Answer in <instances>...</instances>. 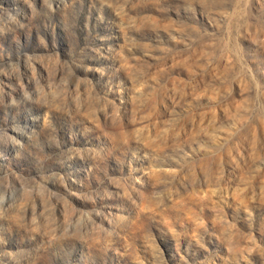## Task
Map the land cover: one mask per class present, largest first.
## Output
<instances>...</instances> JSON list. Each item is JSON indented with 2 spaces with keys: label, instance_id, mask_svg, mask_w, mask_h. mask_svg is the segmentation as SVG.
I'll use <instances>...</instances> for the list:
<instances>
[{
  "label": "rangeland",
  "instance_id": "obj_1",
  "mask_svg": "<svg viewBox=\"0 0 264 264\" xmlns=\"http://www.w3.org/2000/svg\"><path fill=\"white\" fill-rule=\"evenodd\" d=\"M0 264H264V0H0Z\"/></svg>",
  "mask_w": 264,
  "mask_h": 264
}]
</instances>
